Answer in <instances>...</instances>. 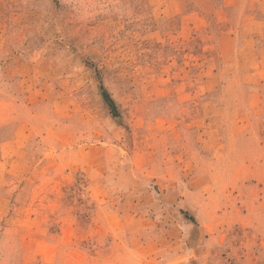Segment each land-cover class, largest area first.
I'll list each match as a JSON object with an SVG mask.
<instances>
[{
    "label": "rangeland",
    "instance_id": "374dc122",
    "mask_svg": "<svg viewBox=\"0 0 264 264\" xmlns=\"http://www.w3.org/2000/svg\"><path fill=\"white\" fill-rule=\"evenodd\" d=\"M224 258L264 264V0H0V264Z\"/></svg>",
    "mask_w": 264,
    "mask_h": 264
},
{
    "label": "trees",
    "instance_id": "16d2710c",
    "mask_svg": "<svg viewBox=\"0 0 264 264\" xmlns=\"http://www.w3.org/2000/svg\"><path fill=\"white\" fill-rule=\"evenodd\" d=\"M102 96H103L105 103L107 104L109 109L112 111L113 115L116 116V106H115L114 102L111 100V98L108 96V94L104 91L102 93Z\"/></svg>",
    "mask_w": 264,
    "mask_h": 264
},
{
    "label": "built area",
    "instance_id": "2783aa9c",
    "mask_svg": "<svg viewBox=\"0 0 264 264\" xmlns=\"http://www.w3.org/2000/svg\"><path fill=\"white\" fill-rule=\"evenodd\" d=\"M224 261L221 264H242V263H237L236 261H232L231 259L224 258Z\"/></svg>",
    "mask_w": 264,
    "mask_h": 264
}]
</instances>
